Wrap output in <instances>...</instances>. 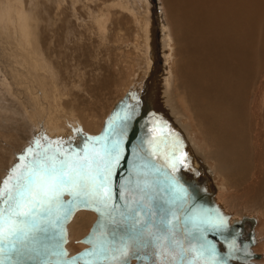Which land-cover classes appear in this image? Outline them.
Wrapping results in <instances>:
<instances>
[{"label": "bare ground", "instance_id": "bare-ground-1", "mask_svg": "<svg viewBox=\"0 0 264 264\" xmlns=\"http://www.w3.org/2000/svg\"><path fill=\"white\" fill-rule=\"evenodd\" d=\"M150 1L88 0L83 10L93 13L89 14L90 21L100 33L109 21L122 27L130 19L135 22L136 31L141 35L138 44L143 60L133 78L132 92L137 96L150 93L151 105L161 114V136L167 138L168 148L178 155L184 168L200 176L227 213H232L234 205L236 209L242 207L233 215V220L252 216L248 212L253 207L257 214L259 210L264 211V0H161L169 25L165 23L164 28V45L170 50L166 59L171 63L168 79L160 86L162 93L156 79L160 64L156 57L157 30ZM122 13L126 15L119 16ZM55 68V72L53 67L49 72H53L59 85L65 78L61 79L62 69L58 64ZM114 69L119 71L117 79L106 68L105 100L115 93L112 87L129 82L126 77H120L119 67ZM37 82L42 88L47 85L42 76ZM53 107L54 112L62 111L58 118L56 113L52 115L49 125L52 133L47 139L70 142L74 128L83 127L76 112L78 107L73 105L64 110L57 103ZM192 134L198 135L199 140L195 142ZM208 161L214 162L225 188L235 190V195H228L234 199L232 207L223 204L224 198L217 195L219 186L203 177L201 164L208 171L205 174L213 177ZM248 196L252 200L244 202ZM96 220L97 214L92 211H77L69 224L70 236L76 233L82 239ZM261 259L254 262L261 264Z\"/></svg>", "mask_w": 264, "mask_h": 264}, {"label": "rangeland", "instance_id": "rangeland-1", "mask_svg": "<svg viewBox=\"0 0 264 264\" xmlns=\"http://www.w3.org/2000/svg\"><path fill=\"white\" fill-rule=\"evenodd\" d=\"M75 1L0 0V187L9 176L10 170L17 163H24L18 158L25 155L26 150L32 148L35 142L39 141V144L43 145L44 140L51 144L58 141V138L47 139L48 134L52 133V128H49L52 115L56 113L58 118L62 111L54 112L53 104L57 103L64 110L70 109L73 105L78 107L76 112L80 115L83 127L74 128L76 134H72V141L80 139L79 132L99 134L106 117L117 102L133 90V78L135 73L140 71L139 63L143 60L142 50L138 44L141 35L136 31L135 22L130 19L129 23L126 26L123 24L122 27L115 24V21L109 24V21L103 33H100L90 21L89 14L93 13L83 10L88 0ZM150 4L157 30L156 57L158 65L160 64L158 83L159 87H163L171 65L166 59L170 50L164 45L165 23L167 27L169 25L164 15L162 1L151 0ZM120 28L126 30L121 31ZM88 44L91 46L90 49ZM86 50L90 51L86 53ZM57 64L62 69L61 79L65 78L59 85L56 84L53 72H49L52 67L55 72ZM46 65L48 68H45ZM77 65L78 68L74 69ZM114 66L120 68V77H126L129 82L112 87L115 93L105 100L103 94L107 92L104 91L106 68L117 79L119 71L115 70ZM41 76L47 83L45 88H42L41 83L40 86L37 84ZM195 135L193 139L196 142L200 137ZM197 144L199 146V143ZM203 152L205 154L206 150ZM213 163L208 161L213 170L211 177L221 190L217 195L224 198L223 204L232 207L234 199L228 195L235 190L225 188ZM181 164L183 165V162ZM251 198L248 196L244 202L251 201ZM241 208L240 206L236 209L234 205L231 208L232 217L236 212L239 213ZM255 210L253 207L248 213L257 219L255 252L261 255L260 263L264 264V211L259 210L257 214ZM70 238L68 249L70 248L74 254L85 248V245L79 243L80 235L75 233L73 237L71 234Z\"/></svg>", "mask_w": 264, "mask_h": 264}, {"label": "snow or ice", "instance_id": "snow-or-ice-1", "mask_svg": "<svg viewBox=\"0 0 264 264\" xmlns=\"http://www.w3.org/2000/svg\"><path fill=\"white\" fill-rule=\"evenodd\" d=\"M109 128L110 135H124L123 124L113 127L110 122ZM89 139L94 143L85 144L81 152L56 141L58 147L51 154L45 149L32 156L29 148L27 155L18 158L27 163H17L0 187V264H24L27 260L39 264H130L132 255L148 248L153 249L150 257L137 256L144 264H218L214 246L202 234L193 237L202 241L198 247L181 246L177 255L169 239L171 221L161 218L156 227L151 214L146 213L147 219L141 217L139 213L146 207L142 198L126 201L124 210L118 211L112 177L120 160V141ZM36 146L40 147L39 141ZM65 194L71 199L64 200ZM81 209L99 213L102 221L98 228L103 230L87 241L94 245L92 251L69 260L64 248L65 225Z\"/></svg>", "mask_w": 264, "mask_h": 264}, {"label": "water", "instance_id": "water-1", "mask_svg": "<svg viewBox=\"0 0 264 264\" xmlns=\"http://www.w3.org/2000/svg\"><path fill=\"white\" fill-rule=\"evenodd\" d=\"M158 75L157 73V82L160 80ZM136 94L130 90L117 102L99 134L79 132V140L66 142L63 147L81 152L85 144L94 143L89 138H101L108 143L119 140L120 160L113 168L112 177L114 203L118 206V211L124 210L123 206L126 201L142 198L146 207L139 213L141 217L147 219L146 213L151 214L156 227H159L161 218L171 221L169 239L174 242L177 255L181 246L184 249L198 247L202 241L193 239V237L202 234L214 246L218 264H256L254 260L261 258V255L254 251V246L257 244L255 232L257 219L254 216L244 215L240 219L233 220L232 215L220 206L214 193L208 190L200 176L190 168H184L178 155L168 148L167 138L161 136L159 123L161 114L151 105L150 93L145 92L143 96ZM126 115L131 118L123 121L121 118ZM110 122L113 127L123 124L124 135H110L112 131L109 128ZM39 145L40 147L37 148L36 142L33 144L32 156L45 149L51 154L58 147L57 144L52 145L45 140L43 145ZM24 163H27V160ZM63 199L70 200L71 197L65 194ZM77 211L65 225L64 248L69 260L92 251L94 245L87 241L92 238L94 232L99 234L103 230L98 228V224L102 221L101 215L94 210H87L96 213L97 220L89 233L79 240V243L85 244L86 248L71 255L67 248L70 243L69 224ZM103 221L105 225L108 224L107 217H104ZM202 221L205 222L202 223ZM206 221H211V223ZM213 223L217 226L213 227ZM152 251V248L140 250L132 255L130 264H144L137 256L150 257ZM24 264H39V261L27 260ZM78 264H84V262L78 261Z\"/></svg>", "mask_w": 264, "mask_h": 264}, {"label": "flooded vegetation", "instance_id": "flooded-vegetation-1", "mask_svg": "<svg viewBox=\"0 0 264 264\" xmlns=\"http://www.w3.org/2000/svg\"><path fill=\"white\" fill-rule=\"evenodd\" d=\"M191 145H192V144H191ZM194 148H195V147H192V150L195 151V155H196V157L199 159V157L197 156L198 154H197V152H196V149H194ZM181 158H182V157H181ZM202 167H203V165L201 164V171H202V173H203V177H204V178L206 177V179L212 181V182L214 183V185H215V182L213 181V178H212L210 175H206V174H205L206 172H208L207 169H206L205 167H203V168H204V170H203Z\"/></svg>", "mask_w": 264, "mask_h": 264}]
</instances>
